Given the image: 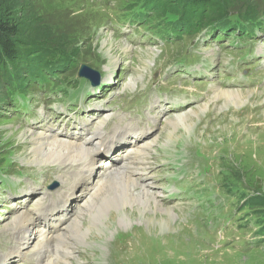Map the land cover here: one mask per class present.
<instances>
[{
  "label": "rangeland",
  "instance_id": "obj_1",
  "mask_svg": "<svg viewBox=\"0 0 264 264\" xmlns=\"http://www.w3.org/2000/svg\"><path fill=\"white\" fill-rule=\"evenodd\" d=\"M120 1L127 2L132 0H29V4L32 7V16L34 19L39 20L37 25L46 29L45 32L52 29V31H49L50 40L65 39L62 42H66V44L76 41L77 43L74 46L78 50L73 49L74 53L72 54L81 50L83 53L82 55L80 54L82 62L99 71H105V63L110 60V58H105L101 51L102 41L110 38L114 44L112 55L118 59L114 63L115 69L112 75L116 84L124 90L138 89L139 83L142 81L144 83L147 82L148 75L151 74L150 76H152L160 63L167 59H177L185 53L186 49H191V56L186 63L189 71L197 68L201 69L203 64L200 61H202L204 65L212 64L216 68L218 65L224 66L225 73L229 66L228 58L230 53L234 51L232 54H235V50L241 44L254 45L256 52L257 48L264 44V35L253 39L252 42H250L251 40H237L241 44L233 46L226 39L216 42L209 41V43L202 42L199 39L193 49V38H185L170 44L168 49H171L172 52L167 51L161 57V53H157L152 48H142L147 44L149 38H143L138 34L131 35V33L113 35L108 29L105 17L106 10L114 8ZM255 4L259 5L262 3L259 0H255ZM16 17H19V15ZM24 21L28 23L26 20ZM122 31L125 32L126 28L123 27ZM125 50H127V53L124 56L123 51L126 52ZM140 50L151 53V57L156 58L155 61L138 56ZM194 54H199L200 60H194ZM205 58L207 59L206 61L204 60ZM252 61L255 62L254 58ZM120 67L122 68L118 69ZM211 68V66H208V68L201 70L209 73ZM216 68L212 73L214 76L213 82L210 84L204 83L203 85L199 83L203 87V91L192 109L209 101L212 104L211 108L197 117L189 114L194 123L193 133L188 135L187 142L169 145V150L180 146H196L202 150L197 156V165H193V167L204 171L209 176L205 181L197 184L194 174L189 177L190 172L184 182H176L179 186L184 183L182 185L183 188L180 187L181 193L175 194L181 200L180 202L186 203L184 206L174 207L163 203L158 198L160 195L157 193L159 192L158 190L149 191L155 198H152V200L147 199L145 204L142 203L143 200H140L139 203L133 202L132 206H126V210L131 209V207H144V213L147 215L152 213V208L162 214L160 211L162 206L172 207L175 211L179 209L182 213H178L180 216L174 217L172 220V226L175 224L174 228H171L169 232L160 231L157 225L156 228L153 224L147 226L144 221L138 219L136 214L132 215L133 219H126L131 222L130 224L122 225L126 220L120 222V224L116 220L113 221L110 217L114 210L111 206L107 207L108 209L106 208L105 212H102L103 214L98 213L101 215L100 218L97 213L94 214L95 216L93 215L94 217H89L84 213L83 215H78L80 223L78 228L79 231L85 230L86 236L84 240L76 242L77 247H83V251H89L86 246L79 244L93 239H103L106 249L103 253L93 249L90 252L81 254V256L92 255V258H94L98 255L108 264H264V242L260 244L247 242L244 241V236H242V218L246 216V219L252 211L247 208L243 210L238 208L239 196L246 189L244 185L264 193V121L263 125L259 124L264 118V82L258 89L248 85H235L232 80H235L236 72L229 76H223V72L220 70V75L218 76ZM19 70L24 77L23 68H19ZM251 73H253V69L249 70L247 76ZM201 76L199 73L163 76L162 81L171 78L175 83L182 79L192 82L196 79H198L197 81L201 80L199 79ZM242 79L246 80V78ZM136 83L137 87H135ZM80 85L83 86L84 83L81 82ZM218 87L227 91L243 89L242 91L245 90L251 94L255 93L253 95L250 94L251 96L249 95L250 97L247 101L245 99L246 106L243 109L242 107L237 109L232 107L229 110L218 111L215 108V104L219 105L220 103L213 101L214 96L220 91ZM167 88L165 86L163 90L166 91ZM0 107L2 108V115H0V161L4 163H19L28 172L46 171L49 166L57 165V161L51 160L52 162H47L48 164H44V167H40L41 165L37 162L35 164V161L38 160H34V157H31L33 161H26L20 157V152L29 149L26 152L30 153L32 146H24L26 142L30 144L29 135L31 133L27 131L26 127L22 128L19 126L8 111L10 110L8 105L6 107V104L0 103ZM176 115H171V117ZM160 124L159 126H161ZM24 131L25 138L20 141L17 135L19 132ZM34 133L36 134V132ZM165 144L168 145L167 142ZM209 154H213L211 158ZM78 156L71 158V161L75 162ZM16 158H21L28 163L21 161V159L17 162ZM210 159L212 163H209ZM219 167L222 170L224 168L225 171L219 175L217 173L213 176L209 174L213 170L218 172ZM113 168L117 167L113 166ZM125 175L131 177L132 182L137 180L133 174L125 173ZM217 184L222 186V189L215 196L214 190ZM161 186L162 183H159L158 187ZM133 189L135 190L134 192L140 191L137 186H133ZM95 190L93 189L90 194ZM127 194L131 195L133 193L127 192ZM9 199V192L6 195H0V200L5 201L6 206H10L8 203ZM189 200L192 201L191 208L187 206L189 205ZM252 202L256 204L257 198H254ZM82 204L83 202L81 201L76 207L82 206ZM107 205L110 204L108 203ZM9 209L10 211L7 212L3 208L2 212H0L3 214L0 216V231L6 230L4 229L5 225L10 223L11 218H14L16 214V212H13V207H9ZM81 210L82 207L79 211L75 210V212L80 214ZM68 226L66 224L62 232H65ZM137 226H140V228H137ZM43 227L45 228L46 225ZM37 229L39 230V228ZM162 229L166 228L162 226ZM126 233L129 236L119 243L114 242L116 237ZM232 233L234 235L229 236ZM48 235L54 236L53 233H48ZM23 240L25 239L23 238ZM53 244H55L54 241L52 242ZM120 246L124 247L125 250L120 251V248H122Z\"/></svg>",
  "mask_w": 264,
  "mask_h": 264
},
{
  "label": "bare ground",
  "instance_id": "obj_2",
  "mask_svg": "<svg viewBox=\"0 0 264 264\" xmlns=\"http://www.w3.org/2000/svg\"><path fill=\"white\" fill-rule=\"evenodd\" d=\"M113 46L114 44L110 38L104 39L101 43V51L104 57L110 58L109 61H106L104 66L105 69H107V71L110 70L114 71L115 69L114 63L118 61V59L114 55H112ZM125 51L126 52L123 51L124 56L127 53V50ZM138 53H139L138 56L144 57L148 60L153 59L155 61L156 59L154 57H151V53L147 51L140 50ZM121 68L122 67L118 69ZM136 86L137 83L135 87ZM242 90H229V91H227L226 89L220 90L214 96L213 101L215 102L218 101L220 103L219 105H217L216 103L215 108L218 109L219 111L223 109L229 110L232 107L237 109L242 106H246V101L255 92L251 94L250 92H247L245 90L242 91ZM209 102L205 103L204 105H200L195 109L188 110L184 113L178 114L175 117H171V118L168 117L166 120L163 121V123H161L160 132L155 136V138L151 142H149L148 146L151 147L152 149L156 148L160 150L162 149L167 150L169 148V145H176L178 142L180 143L187 142L188 135L193 133V125H194L193 120L189 117V114H192L193 117H197L199 114L205 113L212 106V104ZM101 132H102L101 127L100 126L97 127L96 134L99 137L95 139L89 138L88 140H86L87 144L83 142L76 143L73 142V140H68L67 138H65L66 140L58 139L53 135H48L47 133L42 134L40 132H36L35 134L34 132H31V134L29 135L30 144H27L26 142L24 146V147L32 146L31 148L29 147L30 153L28 154L26 152L29 149L24 152H20L19 153L21 155L20 157H22L26 161H33L31 157H34V160H38L35 161V164L37 162L38 164L41 165L40 167H44L43 165L48 164L47 162H52L51 160L57 161L58 164H65L68 162H72L73 160L71 161V158L77 157L80 154L77 160L75 158L76 161L80 160L81 158L83 159L88 158V162L86 165V169L88 172L86 174V178L84 177L85 179L82 180V183L84 184L82 190L86 191L90 189V191H88L86 194L79 193V197L88 196L93 189L95 190V188L97 186L98 187L86 199L85 197L82 198V202H83L82 206L76 207V209H80L82 207L81 210L82 212H80V214L79 212L78 214L75 213V211L72 213L71 218L67 223L69 226L67 227L66 231L62 232L61 230L60 232L54 234L53 237L49 236L48 235L49 232L46 231H49L50 226L54 223L53 219L51 218H56L55 214H51L48 220L45 219V225H46L45 228L43 227L42 230L41 228H39L38 230L36 228L35 223L32 221L31 215L23 211L17 212L14 215V218H11L12 220H10V223L5 225L4 229L17 233L18 235L22 236L25 240H23L22 238V241H17L16 244L13 247H11L8 251L2 252L0 254V264H9L12 260H18L22 258L31 249H44L43 254H45L47 248L52 249V253L49 254V257H46V255H44L42 264L73 263L77 259H80L82 253L90 252L93 249H97V251L103 253L104 250L106 249V245H104L103 239L102 240L93 239L84 242L83 244H79L86 246V248H88L89 251H83L82 249L83 247L81 248L77 247L76 242H78L79 240H84L86 236L85 230L79 231L78 224L80 223L78 221L79 219L78 215H83L85 213L89 217H92L95 213L98 214L105 212L106 208L109 206L114 208L110 216L113 219V221L116 220L117 222L120 223L126 219H133L132 215L136 214L138 219L144 221V223L147 224V226L153 224L156 228L157 225L158 230L160 231L169 232L171 231V228H174L173 226L175 224L172 226V220L174 217L180 216L178 213H182V211L179 209L175 211V209H173L172 207L162 206L160 209L162 214H160L151 207L153 211L150 215L144 213L145 212L144 207H139V208L131 207V209L126 210V206L127 205L132 206L133 202L139 203L140 200H143L142 203L145 204V201L147 199L152 200V198H155V196L151 194L149 192L150 190L146 189L137 180L132 182V178L125 175L126 172L120 171L119 168H113V166L109 167L108 166L109 163L105 162V160L101 162V164L95 161L97 160L96 158L98 156H101L103 154L102 153L103 150H107L105 152L106 157H108L107 160L112 161V158L110 157L109 154L111 153V149L113 147H116V142H112L111 139L108 137L104 138ZM24 133L25 131L18 133L17 137L20 141L25 138ZM165 142H167L168 145L165 144ZM120 147L122 150L124 149L123 145H121ZM20 159L16 158V161L19 162ZM21 161L23 160L21 159ZM93 165L95 166L92 167ZM91 179H92L91 184H88V182ZM81 184L79 180L78 181L76 180L72 183L70 188L71 192L69 194L71 196L70 198L74 197L73 190ZM133 186H137V189H139L140 191L134 192L135 190L133 189ZM127 192L133 194L130 195L127 194ZM70 198H67L64 201L63 204L64 206L69 207L72 205V203H75L76 200L75 199L70 200ZM108 203L110 205H107ZM100 217L101 215L99 216V218ZM130 223L131 222L126 220L122 223V225L130 224ZM162 226H164L166 229H162ZM53 241L55 242V244L52 245ZM44 244L46 245V249L44 248ZM51 257L54 258L52 259Z\"/></svg>",
  "mask_w": 264,
  "mask_h": 264
},
{
  "label": "trees",
  "instance_id": "obj_3",
  "mask_svg": "<svg viewBox=\"0 0 264 264\" xmlns=\"http://www.w3.org/2000/svg\"><path fill=\"white\" fill-rule=\"evenodd\" d=\"M259 1L262 4L256 5L255 0H144L141 8L152 11L155 17H165L166 27L177 33L195 34L217 19L228 24L229 12L239 13L246 21L264 15V0ZM32 15L29 0H0V102L5 97L2 81L10 80L8 67L25 88L30 81L19 68L31 74L48 68L57 53L63 61L82 54L81 50L72 54L73 49L78 50L76 41L66 44L62 42L65 39L50 40L52 29L45 32ZM218 22L213 28L223 31Z\"/></svg>",
  "mask_w": 264,
  "mask_h": 264
},
{
  "label": "water",
  "instance_id": "obj_4",
  "mask_svg": "<svg viewBox=\"0 0 264 264\" xmlns=\"http://www.w3.org/2000/svg\"><path fill=\"white\" fill-rule=\"evenodd\" d=\"M81 74L86 75V76H91V73L89 71H82Z\"/></svg>",
  "mask_w": 264,
  "mask_h": 264
}]
</instances>
